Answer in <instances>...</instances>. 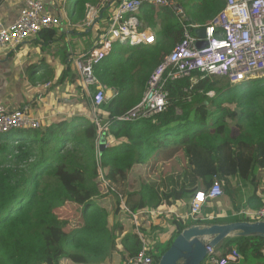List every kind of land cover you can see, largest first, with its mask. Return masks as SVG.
Segmentation results:
<instances>
[{
  "label": "trees",
  "instance_id": "1",
  "mask_svg": "<svg viewBox=\"0 0 264 264\" xmlns=\"http://www.w3.org/2000/svg\"><path fill=\"white\" fill-rule=\"evenodd\" d=\"M95 1L75 3L92 5ZM215 4L211 11L191 14L188 22L209 26L221 8ZM143 8L136 13L140 28L156 29L155 44L114 42L110 55L95 66L97 77L120 91L99 110L106 124L100 136L92 114L85 109L89 117L61 114L37 128L0 133V264H62L64 260L124 264L143 247L140 231L146 233V228L133 216L138 212L152 220L164 218L170 225V229L163 223L153 226L159 231L153 237L161 239L153 248L156 263L190 225L258 220L247 212L233 215L232 211L207 217L204 212L209 209L204 206L194 217L179 216L176 210L217 180L225 192H232L235 181L243 187L260 182L259 175H264V77L232 84L218 93L197 94L191 102L171 105L151 117L119 119L142 100L143 95L138 99V94L152 71L183 35L180 22L168 8L152 4ZM43 33L53 38L56 29ZM69 76V71L64 72L60 81ZM205 76L209 74L198 75L195 82L192 77L173 80L172 89L185 85L190 91L199 90L205 86ZM79 77L76 70L68 80L79 82ZM209 77L215 84L217 77ZM220 78L222 83L214 85L217 89L228 84L225 76ZM84 100L85 94L78 98L79 103ZM102 135L105 145L100 150ZM175 149L184 153L182 170L161 173L158 179L141 184L136 201L130 200L129 210H123L122 199L128 204V196L115 185L129 183L136 166H154L151 158ZM60 170L82 176L73 184L86 194L84 202L76 201ZM102 175L109 182L107 188L102 185ZM107 196H112L109 205L103 200ZM71 201L80 209L77 223L71 220L73 215L63 212ZM247 203L259 208L264 200L254 194ZM163 245L167 247L160 249ZM220 247L223 254L237 247L245 264L264 261V237H232Z\"/></svg>",
  "mask_w": 264,
  "mask_h": 264
},
{
  "label": "built area",
  "instance_id": "2",
  "mask_svg": "<svg viewBox=\"0 0 264 264\" xmlns=\"http://www.w3.org/2000/svg\"><path fill=\"white\" fill-rule=\"evenodd\" d=\"M111 1L96 0L92 5L76 4V11L84 15V24L89 28L97 26L96 23L104 9L109 10L107 22L100 27L94 44L75 60L82 85L91 98L92 117L98 128V136L106 127L99 116V110L103 104L118 97L120 91L104 84L95 74V66L110 55L114 42L131 45L155 44L156 31L150 27L141 29L136 16L147 4L168 8L180 22L183 35L152 71L142 100L119 116V119L151 117L168 110L171 106L173 77L179 73L201 71L216 66L231 84L264 77V0H225L220 13L206 26L205 37L197 33V30L202 28L201 25L188 22L187 11L178 0H116L107 6ZM61 22L60 16L46 11L44 0H25L18 18L10 25L0 27V49L16 48L42 31L58 27ZM217 33H220V36ZM201 40H205L203 46L198 45ZM215 74L212 71L209 76ZM40 125V119L30 112L20 108L11 109L0 98V133L37 128ZM102 179L104 187L107 188L108 180L103 175ZM224 194L222 183L218 180L208 190H198L189 203V214L196 216L208 199ZM141 213L145 212L134 213L133 216L138 219ZM247 213L258 220H264V205L252 213ZM141 239L142 249L124 264H157L154 256L157 251L145 246L146 240L142 234ZM240 260L241 255L237 247L226 254L218 252L217 248L208 247V255L202 264H238Z\"/></svg>",
  "mask_w": 264,
  "mask_h": 264
},
{
  "label": "crops",
  "instance_id": "3",
  "mask_svg": "<svg viewBox=\"0 0 264 264\" xmlns=\"http://www.w3.org/2000/svg\"><path fill=\"white\" fill-rule=\"evenodd\" d=\"M179 2L186 9L188 16L211 11L215 3L221 6L216 13L217 16L225 5V1L224 3L223 1L218 3L216 0H180ZM44 3L47 12L61 17V24L54 27L56 35L57 32H61V36L68 33L73 34L75 38L70 39L69 35L65 38V41L56 38V35L50 38L48 35H44V30L16 48H1L0 98L8 104L9 108L24 109L40 119L41 123L56 119L61 114L72 117L80 113L89 117L90 114L93 115L90 96L84 89L81 80L70 82L68 79L71 78L73 71H78L75 65L76 58L87 51L96 41L100 27H103L104 23L107 22L109 10L104 9V13L101 14L96 23L97 26L89 28L84 24V16L76 11L75 2L44 0ZM24 5L25 0H0V27L13 23L20 15ZM76 16H79V19H76ZM153 30L156 31V29ZM81 33H87L85 40L81 39ZM217 35L220 36V33H217ZM76 37H79V40ZM71 40H77L78 43L72 46L70 44ZM67 71L70 72V76L64 81H60L62 74ZM214 77H217L216 82H218L214 85L219 86L222 79L217 73ZM230 85L232 84L228 82L222 88L217 89L215 87L214 93H218ZM84 94L85 100L79 103L78 98L84 96ZM71 103L73 104L72 107ZM79 106L82 107V110L79 109ZM83 109L85 111L89 110L90 114L85 113ZM260 179V182H255V185L250 183L245 187L235 181L231 188L232 192H225L223 196L206 202L204 209L209 210L204 214H207L208 217L216 213H225V216L227 212L232 211L233 215H239L245 211L252 213L258 210V208L249 206L247 201L254 194L264 200V177ZM231 197H234L236 202H233L234 200ZM189 203L190 201L187 203L188 214L184 216H188L190 213ZM234 204L238 208L234 207ZM179 209L176 210V213L179 216L183 215ZM220 245L217 250L223 253L224 248H221ZM262 262L264 264V261ZM238 264L242 263L239 262ZM247 264H250V262H247Z\"/></svg>",
  "mask_w": 264,
  "mask_h": 264
},
{
  "label": "rangeland",
  "instance_id": "4",
  "mask_svg": "<svg viewBox=\"0 0 264 264\" xmlns=\"http://www.w3.org/2000/svg\"><path fill=\"white\" fill-rule=\"evenodd\" d=\"M69 1L71 3L75 2V0H69ZM144 9L145 8H143L141 11H143ZM76 19H79V16H76ZM68 35H69L70 39L75 38V37H73V34H68V33L63 34L61 36V32H57L56 38L58 37V39L60 38V40L65 41V38ZM86 36H87V33H81V39L82 40H85ZM76 38L79 40V37H76ZM76 43H78L77 40L76 41H74V40L70 41V44L72 46H74ZM186 73H190V72H185L183 74H186ZM183 74L179 73L178 76L183 75ZM207 78H210V77L208 76ZM206 79H204L205 82H203L205 86L199 90H196V91H190L188 88H186L185 85H181L180 87L172 89V94H171V98H170L171 105L172 106L185 105L186 103L191 102L193 100V98H195L197 96V94H214V91L216 89L214 87L213 82H215V79L214 80L213 79H207L206 80ZM172 84H173V81H172ZM216 84H218V82H216ZM144 88L141 92H139L138 99H140L141 96L143 95ZM151 162L154 164V166H150V165L147 167H145L144 165L136 166L135 169L132 171L131 179H130L129 183L123 182V183H119V185H115L119 189V191H121V194H124L125 197H126V195L128 196V204L125 202L124 199H122L123 201H122L121 208L123 210L128 209L130 200H131L130 202L136 201L135 200V198H136L135 192L139 189L141 184L145 183L146 181L158 179L161 173L164 174V173L178 172V171L182 170L183 166L186 164L184 153L180 149H175L173 151L168 150L166 153L159 154L158 156L151 158ZM60 177L64 181V183L67 185V187L73 192V194L76 197V201L84 202L86 200V194L83 193L82 191L76 189L75 185L73 184L74 180H77V179L81 180L82 176H80L77 173L70 174V173L64 172L63 170H60ZM260 177L263 178L264 175L260 174L259 178ZM127 185H129V187ZM111 198H112V196H107L103 200L106 202L107 205H109ZM231 198H230V200H231ZM101 201L102 200H99V202H101ZM76 205H77L76 202H73V201L69 202L67 205H65L63 207V212L70 213L71 216L73 215L71 220H73L77 223L78 222L77 220H79L77 212H79L80 209L75 207ZM180 208L181 209H179V210L182 211L183 215L188 214L187 203L182 205ZM243 213H246V212H243ZM125 222L128 225L130 223V221L126 220V219H125ZM137 222H138L139 226L146 228V233L144 232L143 229L140 232L146 240L145 246H147V247L154 248L156 246L157 242H161L160 238L155 239V237H153L157 232H159V231H157V229H153L154 225H156L157 223H159V224L163 223L165 226H167V229H170L169 228L170 225H168L167 222H164V218H161V219L155 218L154 220H152L151 217L145 213H141L138 216ZM174 226L177 227V224ZM127 228H129V227L127 226ZM163 247L165 249L167 246L163 245L160 247V249ZM157 249L159 251V248H157ZM117 263H118V261H114L113 264H117ZM241 263L245 264L243 259L241 260ZM62 264H74V263H72L68 260H64Z\"/></svg>",
  "mask_w": 264,
  "mask_h": 264
},
{
  "label": "water",
  "instance_id": "5",
  "mask_svg": "<svg viewBox=\"0 0 264 264\" xmlns=\"http://www.w3.org/2000/svg\"><path fill=\"white\" fill-rule=\"evenodd\" d=\"M197 33L205 37L206 27L199 28ZM204 44L205 40L198 42L199 46ZM104 145L102 135L100 150ZM237 236L264 237V220L190 225L174 239L157 264H202L208 247L217 248L225 239Z\"/></svg>",
  "mask_w": 264,
  "mask_h": 264
},
{
  "label": "bare ground",
  "instance_id": "6",
  "mask_svg": "<svg viewBox=\"0 0 264 264\" xmlns=\"http://www.w3.org/2000/svg\"><path fill=\"white\" fill-rule=\"evenodd\" d=\"M215 72V73H218V75H223L225 76V74L223 72L220 71L219 67H211V68H207V69H204V70H201V71H195V72H190V73H186V74H183V75H176L175 77H173V80H176V79H179V78H183V77H192V81H197L198 80V75L200 74H210V72ZM202 76V75H201Z\"/></svg>",
  "mask_w": 264,
  "mask_h": 264
},
{
  "label": "clouds",
  "instance_id": "7",
  "mask_svg": "<svg viewBox=\"0 0 264 264\" xmlns=\"http://www.w3.org/2000/svg\"><path fill=\"white\" fill-rule=\"evenodd\" d=\"M93 116V115H92ZM102 137V136H101ZM241 260H242V258H241ZM241 260H240V262H241Z\"/></svg>",
  "mask_w": 264,
  "mask_h": 264
}]
</instances>
